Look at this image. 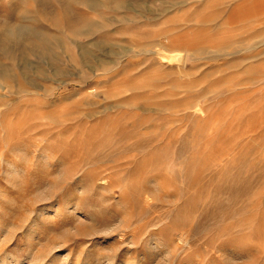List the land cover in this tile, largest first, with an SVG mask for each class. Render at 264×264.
Returning a JSON list of instances; mask_svg holds the SVG:
<instances>
[{
	"label": "rangeland",
	"instance_id": "obj_1",
	"mask_svg": "<svg viewBox=\"0 0 264 264\" xmlns=\"http://www.w3.org/2000/svg\"><path fill=\"white\" fill-rule=\"evenodd\" d=\"M127 262L264 264V0H0V264Z\"/></svg>",
	"mask_w": 264,
	"mask_h": 264
},
{
	"label": "bare ground",
	"instance_id": "obj_2",
	"mask_svg": "<svg viewBox=\"0 0 264 264\" xmlns=\"http://www.w3.org/2000/svg\"><path fill=\"white\" fill-rule=\"evenodd\" d=\"M183 56V55H182ZM180 54L178 52L175 53H171V54H167L166 55V59L168 62H171L172 60H177V61H181L182 59H180ZM173 63V62H172ZM125 264H132L130 262H127Z\"/></svg>",
	"mask_w": 264,
	"mask_h": 264
}]
</instances>
